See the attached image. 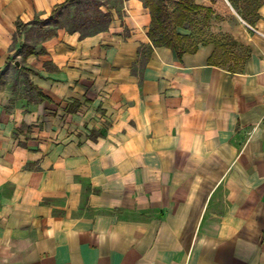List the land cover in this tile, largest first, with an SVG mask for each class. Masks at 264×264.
<instances>
[{
    "label": "crops",
    "instance_id": "obj_1",
    "mask_svg": "<svg viewBox=\"0 0 264 264\" xmlns=\"http://www.w3.org/2000/svg\"><path fill=\"white\" fill-rule=\"evenodd\" d=\"M65 1L0 0V264H264V0H194L181 54L118 0L22 55Z\"/></svg>",
    "mask_w": 264,
    "mask_h": 264
},
{
    "label": "rangeland",
    "instance_id": "obj_2",
    "mask_svg": "<svg viewBox=\"0 0 264 264\" xmlns=\"http://www.w3.org/2000/svg\"><path fill=\"white\" fill-rule=\"evenodd\" d=\"M233 1H235V8L238 10V2L242 0ZM118 3V0H113L112 3H109V0L70 1V3L60 8V12L55 20L35 18L27 26H20L18 28L17 37L15 36L14 38V42H20V44L23 45L20 51L23 55L31 46L39 44L46 36L50 35L52 31L58 28L71 30L75 19L77 20L76 24L78 26L88 23L84 33L89 34L103 30L107 27L111 19V6L117 7ZM239 13L245 17L244 11L240 10ZM203 23L202 21L198 24L203 25ZM196 29L200 32H205V24L201 27H196ZM209 39H213L214 42L218 44V56H220V59L228 68H236L238 61L245 56L246 47L241 43L239 44L237 39L233 36L208 37V40ZM13 59H16V55H14Z\"/></svg>",
    "mask_w": 264,
    "mask_h": 264
},
{
    "label": "trees",
    "instance_id": "obj_3",
    "mask_svg": "<svg viewBox=\"0 0 264 264\" xmlns=\"http://www.w3.org/2000/svg\"><path fill=\"white\" fill-rule=\"evenodd\" d=\"M70 1L73 0H66L64 3L55 6L49 19L55 20L60 12V8L70 3ZM140 1L143 6L149 10L151 22L148 35L152 45L154 47H169L174 49L178 54L184 53L186 49L183 47V38L177 33V28L192 27L195 24V16L197 14L203 11H207L208 14L211 13V9H205L203 6L196 4L194 0ZM232 1L233 0H229V2ZM76 23L77 20L75 19L71 31H78L81 36L88 35L87 33H84L85 27L88 26V23H84L82 26H78ZM19 27L20 25H18V28ZM32 54H35V50L30 48L26 52V55Z\"/></svg>",
    "mask_w": 264,
    "mask_h": 264
},
{
    "label": "water",
    "instance_id": "obj_4",
    "mask_svg": "<svg viewBox=\"0 0 264 264\" xmlns=\"http://www.w3.org/2000/svg\"><path fill=\"white\" fill-rule=\"evenodd\" d=\"M15 66H19L17 62L15 63Z\"/></svg>",
    "mask_w": 264,
    "mask_h": 264
}]
</instances>
